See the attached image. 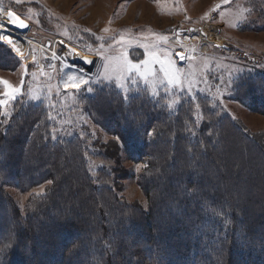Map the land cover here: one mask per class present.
Wrapping results in <instances>:
<instances>
[{"label":"rangeland","instance_id":"1","mask_svg":"<svg viewBox=\"0 0 264 264\" xmlns=\"http://www.w3.org/2000/svg\"><path fill=\"white\" fill-rule=\"evenodd\" d=\"M0 7L15 10L31 24L27 34L17 32L11 24L0 27L7 37H15L10 32L19 33L16 36L24 44V54H19L7 40H0L21 62L15 70L0 69V81L9 82L8 86L0 83V99L8 100L0 106V152L10 147L7 136L16 132L25 137L24 147L30 148L34 140L58 146L67 156L57 159L58 169L73 165L71 158L76 157L74 163L90 168L96 185L104 188L98 193L101 197L106 198L102 193L112 187L118 196L116 204L135 215L151 211L145 178L156 153L150 147L156 138L171 136L163 130L167 121L194 139L229 122L252 140V158L257 159L259 148L264 149V111L256 108L264 98L252 88L264 83V0H0ZM105 28L109 31H103ZM161 36L167 41L160 40ZM178 52L185 58L178 59ZM122 53L133 63L150 60L147 67L160 79H167L162 67L171 74L179 69L182 80L191 73V94L185 81L183 91L165 83L153 95L151 83L133 74L125 83V100V89L117 86L115 77L102 78L105 64L110 65L109 70L113 66L106 58ZM72 83H80V87H71ZM11 88L20 89L14 99L3 95ZM34 95L40 99H33ZM142 99L156 103L158 112L143 111ZM173 100L179 103L169 108ZM31 108L38 112L27 124L26 112ZM135 114L153 119L144 127L146 133L137 136L142 145L144 141L148 145L140 161L127 155L123 123L135 120ZM4 174L0 173L2 209L20 216L18 221L23 223L63 180H56L55 175L53 180L23 187L18 177L8 180ZM66 175L72 178L70 172ZM106 178L111 182L106 183ZM60 187L57 194L63 189ZM225 189L237 192L236 188ZM179 209L184 210L170 202L166 211L179 215ZM22 237L35 244L28 241L29 235ZM15 242L11 238L3 243L0 258ZM21 250L24 257L31 254L22 246Z\"/></svg>","mask_w":264,"mask_h":264},{"label":"trees","instance_id":"2","mask_svg":"<svg viewBox=\"0 0 264 264\" xmlns=\"http://www.w3.org/2000/svg\"><path fill=\"white\" fill-rule=\"evenodd\" d=\"M20 64L14 52L0 42V69L11 71ZM252 88L264 98L263 82ZM140 104L143 111L158 112L152 100L142 99ZM256 108L264 111V102ZM37 112V108L28 110L25 123ZM145 114L124 120L125 131L134 123L146 133L144 127L153 119ZM166 126L163 130L171 136L156 138L150 147L156 153L145 178L151 211L135 215L116 204L118 196L112 187L102 193L106 198L101 197L98 193L104 188L96 185L90 168L74 163L76 157L71 158L73 165L60 167V171L56 161L67 156L58 146L34 140L27 148L24 136L9 134L10 147L0 152V173L8 180L18 177L23 187L53 180L55 175L64 181L56 187L63 188L59 194L55 189L40 202L25 221L28 225L3 210L0 199V248L7 240H16L9 251H2L0 263L264 264V149L259 148L257 159L252 158V140L229 122L196 139L186 136L175 123L167 121ZM126 135L127 155L140 161L148 151L147 143L142 139V145L128 131ZM67 171L70 180L65 178ZM104 181L111 182V178ZM170 202L180 205L184 210L177 211L182 213L166 211ZM161 211L166 213L161 215ZM26 235L34 245L24 241ZM21 246L31 254L24 257Z\"/></svg>","mask_w":264,"mask_h":264},{"label":"snow or ice","instance_id":"3","mask_svg":"<svg viewBox=\"0 0 264 264\" xmlns=\"http://www.w3.org/2000/svg\"><path fill=\"white\" fill-rule=\"evenodd\" d=\"M207 16V14H205ZM7 17H8V23L9 24H13V25H17L20 28H26L28 27V25L25 23V21L23 19H21L19 16L16 15V13L9 11L7 13ZM240 20H243L244 17L240 16L239 17ZM3 21H0V27L3 26ZM235 26V25H234ZM103 31L107 32L109 31L108 28L103 29ZM194 31V30H193ZM167 37L166 36H161L160 40L162 41H167ZM0 40H7V42L9 44H11L14 48V50L18 51V49L15 48V45L13 44V41L11 40L10 37L4 36L2 34H0ZM121 40H123V37H121ZM146 47V46H145ZM218 47V45H217ZM148 55L152 56L153 59H155L154 54L149 53ZM180 55V54H178ZM181 59H184L185 57L183 55H180ZM107 60H109L112 63V67L111 70H109L110 65L109 64H105V71L102 74V78L105 80H112L113 77H115L116 82H117V86L121 89H125V83L128 79L133 77V74H138L142 79H144V81L146 83H151L152 85V94L156 95V89L158 87V85L160 84H167L170 86H177L180 87L181 90H185L183 85L184 82H187V91L191 94L192 91V84L194 83V81L190 78L191 77V73L184 75V79L182 80L180 78V70L177 69V74H171L170 71L168 69L165 68H161V71L164 74V77H166L167 79H160L155 73H153L151 71V69L149 67H147L151 61L150 60H143L140 61L138 63H133V61L131 59H129L127 53H122L120 56L117 57H107ZM90 62V61H89ZM159 62V61H157ZM162 63V62H160ZM149 77H151V80H149ZM70 80L73 79L72 77L69 78ZM133 83H135V80L132 81ZM0 83H3L4 85L8 86L9 82L7 80H2L0 81ZM84 84H87L88 81L85 80L83 81ZM21 84L23 85V80L21 81ZM10 87V86H9ZM71 87L74 88H79L80 87V83H72ZM89 92L92 91L91 88L88 89ZM20 89L17 88H11L10 91H6L3 95L8 96L10 99H14L16 94H19ZM33 99H40L39 95H34L32 96ZM125 100L128 99V95H127V91L125 89ZM8 100H4V99H0V106H5L7 105ZM179 103L178 100H173L171 101L167 106L169 108H172L173 104ZM5 115H7V113H5ZM127 131L129 132L130 135L133 136H138L140 134V125H135L134 123L130 124ZM151 133H149L150 135ZM54 138V137H53ZM137 171H139V168H137Z\"/></svg>","mask_w":264,"mask_h":264},{"label":"bare ground","instance_id":"4","mask_svg":"<svg viewBox=\"0 0 264 264\" xmlns=\"http://www.w3.org/2000/svg\"><path fill=\"white\" fill-rule=\"evenodd\" d=\"M7 10H5L4 8H2V7H0V18H2L3 20H1V21H3L4 23V25H6V26H10L9 25V23H8V17H7ZM3 27V26H2ZM5 28V27H4ZM4 30H6V29H4ZM2 31L0 30V33H1ZM5 32V31H4ZM3 33V32H2ZM1 33V34H2ZM10 34L12 35V36H15V37H10L11 38V40L13 41V44L15 45V48L16 49H18V53L19 54H24V50H23V48H24V44L22 43V41H20L21 39L19 38L18 39V37L17 36H19V33H16V34H14V33H12V32H10ZM3 35V34H2ZM17 35V36H16ZM12 46V45H11ZM13 47V46H12Z\"/></svg>","mask_w":264,"mask_h":264},{"label":"water","instance_id":"5","mask_svg":"<svg viewBox=\"0 0 264 264\" xmlns=\"http://www.w3.org/2000/svg\"><path fill=\"white\" fill-rule=\"evenodd\" d=\"M9 11H12V12L16 13V15L19 16L21 19H23L25 21V23L28 25V27H26V28H20L17 25L11 24V28H13L14 30H16L19 33L27 34L30 31V27H31L30 22L27 19H25L22 15H20L18 12H16L15 10L8 9V12ZM178 54L182 55V53L178 52L177 55H176L178 57V59L182 60L180 58V55H178Z\"/></svg>","mask_w":264,"mask_h":264}]
</instances>
